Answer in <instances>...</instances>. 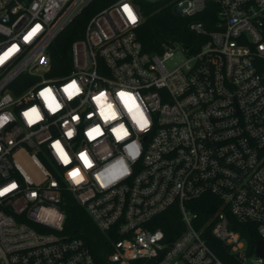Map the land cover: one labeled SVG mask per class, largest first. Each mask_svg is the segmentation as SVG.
Masks as SVG:
<instances>
[{
  "label": "built area",
  "instance_id": "obj_1",
  "mask_svg": "<svg viewBox=\"0 0 264 264\" xmlns=\"http://www.w3.org/2000/svg\"><path fill=\"white\" fill-rule=\"evenodd\" d=\"M92 1L0 0V264H98L64 230L66 196L111 239L106 264H225L210 235L229 264H264L232 227L264 238V0H147L204 15L160 53L137 0H115L51 76L52 44Z\"/></svg>",
  "mask_w": 264,
  "mask_h": 264
},
{
  "label": "trees",
  "instance_id": "obj_2",
  "mask_svg": "<svg viewBox=\"0 0 264 264\" xmlns=\"http://www.w3.org/2000/svg\"><path fill=\"white\" fill-rule=\"evenodd\" d=\"M115 0H93L90 2L75 18L68 27L55 40L50 48L52 71L51 76H60L69 70V48L74 40L83 37V28L85 22L93 13L102 9ZM140 4V12L143 16V21L137 26L136 32L139 40L142 43L143 49L148 52H162L165 46L171 45L174 42L182 43L189 47L191 41L196 36L188 29V23L191 20L202 19L204 15H196L195 17L183 18L172 13L171 7H163L160 3H149L147 0H137ZM210 8L208 7V10ZM206 10V13L207 11ZM205 13V14H206ZM206 26L209 27L208 22ZM194 207L201 217H207L210 211L207 210V198L196 200L193 202ZM64 210V230L71 236L82 238L94 255L98 264H106L107 257L111 252V239L107 234L102 233L90 221L85 210L74 204L68 196L65 197V203L62 205ZM212 211V210H211ZM166 216V217H165ZM177 214L164 215V220L159 221L157 226H161L167 235L175 237L179 231V219ZM249 224L244 223L232 225L234 229L239 231L242 237L246 240L247 251L252 254L253 248L260 239L257 233L249 230ZM207 243L212 248L225 264H229V256L224 251L222 244L218 242L212 235L207 238Z\"/></svg>",
  "mask_w": 264,
  "mask_h": 264
},
{
  "label": "rangeland",
  "instance_id": "obj_3",
  "mask_svg": "<svg viewBox=\"0 0 264 264\" xmlns=\"http://www.w3.org/2000/svg\"><path fill=\"white\" fill-rule=\"evenodd\" d=\"M185 59V56L182 53H176L175 56L168 62L165 63L167 67L171 68V66H174L177 63H180ZM21 164L24 168V170L35 180H38L39 174L35 170V168L31 165V163L27 160V158L22 157Z\"/></svg>",
  "mask_w": 264,
  "mask_h": 264
},
{
  "label": "water",
  "instance_id": "obj_4",
  "mask_svg": "<svg viewBox=\"0 0 264 264\" xmlns=\"http://www.w3.org/2000/svg\"><path fill=\"white\" fill-rule=\"evenodd\" d=\"M253 252L256 256L263 258L264 260V238L257 240Z\"/></svg>",
  "mask_w": 264,
  "mask_h": 264
},
{
  "label": "snow or ice",
  "instance_id": "obj_5",
  "mask_svg": "<svg viewBox=\"0 0 264 264\" xmlns=\"http://www.w3.org/2000/svg\"><path fill=\"white\" fill-rule=\"evenodd\" d=\"M125 11L128 12V14H129V18H130L133 22H135V17L132 15L131 10H130L127 6H125ZM69 135H71V133H69ZM74 174H75V173H74ZM12 187H15V185H13ZM6 191H7V189H6ZM0 194H2V193H0Z\"/></svg>",
  "mask_w": 264,
  "mask_h": 264
}]
</instances>
